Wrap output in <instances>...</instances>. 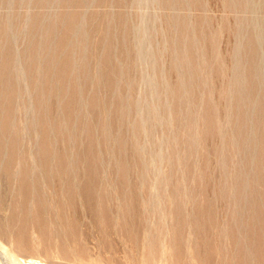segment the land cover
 Here are the masks:
<instances>
[{"label": "rangeland", "instance_id": "rangeland-1", "mask_svg": "<svg viewBox=\"0 0 264 264\" xmlns=\"http://www.w3.org/2000/svg\"><path fill=\"white\" fill-rule=\"evenodd\" d=\"M31 259L264 264V0H0V264Z\"/></svg>", "mask_w": 264, "mask_h": 264}, {"label": "bare ground", "instance_id": "bare-ground-1", "mask_svg": "<svg viewBox=\"0 0 264 264\" xmlns=\"http://www.w3.org/2000/svg\"><path fill=\"white\" fill-rule=\"evenodd\" d=\"M188 233H189V232H188ZM34 261H35V260H34ZM34 261H33V259H31V260H29V261H26V260H25V262H27V264H31V263L34 262ZM36 262H38V264L41 263L40 261H35L34 263H36Z\"/></svg>", "mask_w": 264, "mask_h": 264}]
</instances>
